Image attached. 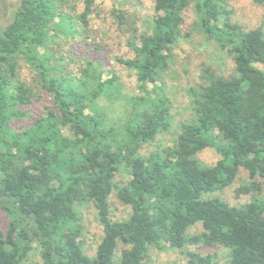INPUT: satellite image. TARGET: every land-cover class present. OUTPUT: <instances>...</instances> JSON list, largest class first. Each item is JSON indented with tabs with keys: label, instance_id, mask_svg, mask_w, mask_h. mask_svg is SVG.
Returning a JSON list of instances; mask_svg holds the SVG:
<instances>
[{
	"label": "trees",
	"instance_id": "1",
	"mask_svg": "<svg viewBox=\"0 0 264 264\" xmlns=\"http://www.w3.org/2000/svg\"><path fill=\"white\" fill-rule=\"evenodd\" d=\"M231 1L151 0L144 16L108 8L122 50L113 60L134 78L127 90L71 40L87 33L93 0L82 10L81 0H0V264H150V248L189 245L224 248V264H264V26L231 21ZM188 9L233 65L199 67L174 134L166 77L174 46L187 41ZM93 49L113 53L100 39ZM26 67L38 89L21 76ZM164 131L169 144L142 151ZM208 148L218 155L210 165L197 157ZM235 183L247 199L232 204L219 194ZM112 198L125 216L113 217ZM83 207L102 232L92 254ZM185 255L216 263L215 253Z\"/></svg>",
	"mask_w": 264,
	"mask_h": 264
},
{
	"label": "rangeland",
	"instance_id": "2",
	"mask_svg": "<svg viewBox=\"0 0 264 264\" xmlns=\"http://www.w3.org/2000/svg\"><path fill=\"white\" fill-rule=\"evenodd\" d=\"M93 11L88 19V24L85 35H76L74 37V44L78 52L82 56L92 58L93 60L101 61L102 77L118 76L120 80L126 85L127 90L134 89V78L128 70L124 69L121 65L113 60L114 54L122 52L121 46L115 41V35L107 32L110 23L107 17V10L111 7L125 8L130 10H137L142 16L147 15L151 11V0H93ZM232 11L231 21L239 23L245 29L253 28L259 25L264 26V3L258 4L252 0H232L230 2ZM83 9V2L77 5V10ZM195 14L192 9H188L184 16L183 32L187 35V41H181L174 46L173 49V62L171 70L169 71L167 79V92L172 100V126L171 132L175 134L179 121L187 116V107L185 104V87L198 82L199 67L211 65L219 72L228 70L232 67V59L227 55H223L217 47L209 41H206L201 32L194 27ZM79 24V23H78ZM80 25V24H79ZM137 25L140 29L145 28L143 18H141ZM106 32V36L103 34ZM67 38L64 36L55 38L54 49L60 45ZM100 39V44L105 47L104 51L113 52L107 55L105 52H98L93 49V43ZM102 39V40H101ZM87 41V42H85ZM259 67L264 70V65L259 64ZM21 76L30 83L34 89L39 88L37 84V74L34 70L24 68L21 70ZM27 120H24L23 125H27ZM172 136L166 131L158 134L154 142L146 144L143 152L155 150L158 147L169 144ZM198 159L201 163L210 165L218 155L213 149H205L198 153ZM238 183L227 188L224 192L220 193V197L227 200L232 204H236L242 200L247 199V195H236L235 187ZM82 224L83 228V242L84 250L88 254H92L99 238L101 237V228L95 220V211L92 207H83L82 209ZM111 210L114 218L125 216L129 211L128 207L118 203L115 198H112ZM6 217L0 210V226L5 224ZM198 230V227L191 228V231ZM186 249L204 251L215 253V264H224L225 255H223L224 248H201L198 245H189L184 248H150L149 262L150 264H187L185 255ZM29 260L39 261L38 255H31Z\"/></svg>",
	"mask_w": 264,
	"mask_h": 264
}]
</instances>
